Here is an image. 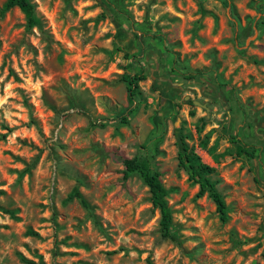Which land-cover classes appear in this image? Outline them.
Returning <instances> with one entry per match:
<instances>
[{"label": "rangeland", "instance_id": "rangeland-1", "mask_svg": "<svg viewBox=\"0 0 264 264\" xmlns=\"http://www.w3.org/2000/svg\"><path fill=\"white\" fill-rule=\"evenodd\" d=\"M6 1L0 264H264V0H32L41 29ZM128 73L146 76L133 104ZM184 142L216 169L227 222L180 166ZM135 156L170 190V236L125 177Z\"/></svg>", "mask_w": 264, "mask_h": 264}, {"label": "trees", "instance_id": "trees-1", "mask_svg": "<svg viewBox=\"0 0 264 264\" xmlns=\"http://www.w3.org/2000/svg\"><path fill=\"white\" fill-rule=\"evenodd\" d=\"M225 3L229 5V0H225ZM13 7H18L23 12L27 20V26L29 28H42L43 20L36 9L35 3L32 0H7L4 5V10L11 9ZM260 7L262 12V24L264 22V2L260 5ZM136 35L142 37L146 36V33L144 32L140 35L137 33ZM155 36L158 39L162 38L161 35L155 34L154 37ZM188 76V78H195V73H191ZM145 78L146 76L143 73H128L123 76V80L125 81L128 89V99L130 104H133L136 98L140 81ZM133 111L134 107L130 106L127 112L121 116V122L128 123V116ZM233 141L238 142L237 139H234ZM236 155L240 157L245 156L249 158H255L259 156V153L258 148L255 146L239 143L237 146ZM180 166L188 170L189 180L199 185L198 196L208 195L215 203L220 219L223 222H227L230 219V207L226 202L224 194L217 186L219 179L213 177L216 169L203 162L201 157L196 152L192 151L185 142L183 143V152L180 155ZM124 172L126 178L134 173H137L143 182L149 187L153 206L159 209L161 214L160 227L162 234L165 237L170 236L173 226L174 211L168 198L170 190L163 182L162 173L138 156L125 158ZM69 197L79 198L81 203L86 208H90V204L84 199L77 188H74ZM31 232V234H37L34 233V231Z\"/></svg>", "mask_w": 264, "mask_h": 264}]
</instances>
